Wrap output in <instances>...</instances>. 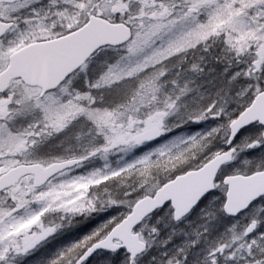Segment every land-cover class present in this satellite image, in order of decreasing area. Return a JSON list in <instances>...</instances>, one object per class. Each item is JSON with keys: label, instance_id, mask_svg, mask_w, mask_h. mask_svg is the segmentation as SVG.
I'll return each mask as SVG.
<instances>
[{"label": "snow or ice", "instance_id": "obj_1", "mask_svg": "<svg viewBox=\"0 0 264 264\" xmlns=\"http://www.w3.org/2000/svg\"><path fill=\"white\" fill-rule=\"evenodd\" d=\"M0 264H264V0H0Z\"/></svg>", "mask_w": 264, "mask_h": 264}, {"label": "rangeland", "instance_id": "obj_2", "mask_svg": "<svg viewBox=\"0 0 264 264\" xmlns=\"http://www.w3.org/2000/svg\"><path fill=\"white\" fill-rule=\"evenodd\" d=\"M81 232H82V228L78 229V232H76V233H70L68 236H66L64 238V241L67 242L68 240L72 239L73 236H75L76 238H78L79 235H81Z\"/></svg>", "mask_w": 264, "mask_h": 264}, {"label": "trees", "instance_id": "obj_3", "mask_svg": "<svg viewBox=\"0 0 264 264\" xmlns=\"http://www.w3.org/2000/svg\"><path fill=\"white\" fill-rule=\"evenodd\" d=\"M91 226H94V225H90V226H88V227H91ZM88 227H84V228H82L81 235H83L84 232H86V231L88 230Z\"/></svg>", "mask_w": 264, "mask_h": 264}]
</instances>
